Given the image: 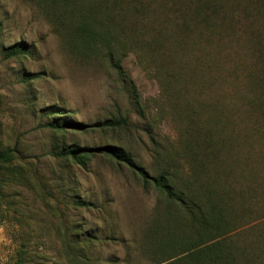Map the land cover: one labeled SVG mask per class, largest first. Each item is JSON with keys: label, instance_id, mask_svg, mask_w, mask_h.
I'll use <instances>...</instances> for the list:
<instances>
[{"label": "rangeland", "instance_id": "1", "mask_svg": "<svg viewBox=\"0 0 264 264\" xmlns=\"http://www.w3.org/2000/svg\"><path fill=\"white\" fill-rule=\"evenodd\" d=\"M77 3L103 39L74 37L78 12L60 23L32 0H0V264H192L177 249L195 243V225L94 150L106 144L150 175L168 170L198 202L214 198L233 264H264V0ZM20 41L28 52L5 56ZM76 147L82 163L52 154Z\"/></svg>", "mask_w": 264, "mask_h": 264}, {"label": "trees", "instance_id": "2", "mask_svg": "<svg viewBox=\"0 0 264 264\" xmlns=\"http://www.w3.org/2000/svg\"><path fill=\"white\" fill-rule=\"evenodd\" d=\"M37 3L38 8L43 10L48 19L52 17L54 20L60 23H63V19H66V15L72 12H78L79 18L74 19V28L71 31L74 34V37L82 40L83 43L94 41L95 37H98L99 40L103 39L104 32L102 29L98 28L91 24V20L88 21L85 19L88 15V11L82 12V6L77 3V0H32ZM193 4L192 16L194 18L200 16L201 9L196 3ZM60 9V13L56 14L55 10ZM51 9V11H50ZM209 7H204V15L207 16ZM213 11L215 9H212ZM202 21L207 25L205 19L202 18ZM92 46V45H91ZM74 47H82L77 43L74 44ZM29 46L24 42L20 41L13 43L7 46L5 50V56L12 57L16 55H23L29 50ZM118 50L115 47L108 46L106 51H103V54L106 53L109 61L111 62L112 67L120 74L123 75L121 67V55L118 54ZM40 73H36L33 77L39 76ZM125 118L118 119H108L101 122H94L90 125H86L81 122L74 121H52L47 126L52 129H85L91 127L93 129H102L105 127H117L125 124ZM93 149V148H91ZM95 151L102 154H106L111 158L122 162L130 170L137 173L143 182L151 183L153 187L162 193L167 199L173 201L179 205V207L186 213L189 220L192 224L195 225V232L192 230L194 235L198 237V241L195 238V243H190L189 241L180 246L177 251L181 250L187 252L185 253L184 259L190 260L192 264H233L234 257L231 253H228L227 245L225 243V229L229 226V221L226 219L225 209L223 206L219 205L218 202H215L214 198L207 199L203 201L204 203L198 202V200L190 193V191H184L177 186V182L174 181L173 175L166 169L161 170L157 175H150L146 169L137 165L132 156L125 151L124 149L114 146V145H102L100 147H95ZM86 152V153H84ZM88 150H82L80 147L76 148H61L57 151H54L52 154L60 158H70L76 163H82L84 154H87ZM10 160V155L7 150L0 152V168L1 164ZM75 205L81 207H88L91 203L86 201H76ZM210 241V242H209ZM174 250L175 246H174Z\"/></svg>", "mask_w": 264, "mask_h": 264}]
</instances>
